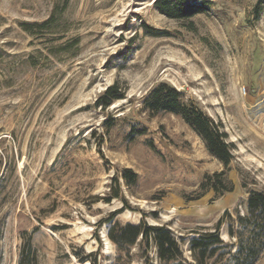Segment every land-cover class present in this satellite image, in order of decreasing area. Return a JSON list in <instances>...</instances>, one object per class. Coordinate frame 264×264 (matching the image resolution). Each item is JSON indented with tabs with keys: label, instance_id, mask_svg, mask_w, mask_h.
Segmentation results:
<instances>
[{
	"label": "rangeland",
	"instance_id": "obj_1",
	"mask_svg": "<svg viewBox=\"0 0 264 264\" xmlns=\"http://www.w3.org/2000/svg\"><path fill=\"white\" fill-rule=\"evenodd\" d=\"M154 1L0 0V264L20 263L22 232L33 229L25 264H92L88 254L143 264L138 247L118 260L108 236L104 220L122 208V223L167 224L192 259L194 231L214 229L226 210L244 213L249 192L264 189V0H212L191 19ZM161 81L223 122L233 191H204L223 162L181 115L144 107ZM115 82L126 97L98 106ZM118 188L126 201H108ZM221 236L235 240L226 224ZM150 256L163 264L156 249Z\"/></svg>",
	"mask_w": 264,
	"mask_h": 264
},
{
	"label": "trees",
	"instance_id": "obj_2",
	"mask_svg": "<svg viewBox=\"0 0 264 264\" xmlns=\"http://www.w3.org/2000/svg\"><path fill=\"white\" fill-rule=\"evenodd\" d=\"M212 0H155L154 6L162 14L174 19H191L197 14L206 13L212 9ZM148 33L162 35L161 31L146 25ZM127 91L119 82L109 85L99 96L96 104L108 108L115 101L126 97ZM144 107L152 113L170 111L181 115L184 120L204 140L212 155L223 162L225 169L212 174H206L202 189H213L216 194H224L235 189V184L229 177L234 160V143L229 139L222 121L216 120L206 112L200 104L188 99L185 93L168 81H161L154 86L144 99ZM110 119V118H108ZM115 122H109L110 128ZM146 128H132L130 135L143 133ZM102 145V144H101ZM100 152H102L100 148ZM122 176L129 186L138 182V173L131 167L122 169ZM118 186L120 182L114 177ZM119 190L109 198H121L126 201ZM244 213L237 211L236 217L226 210L218 220L214 229L196 230L188 239L192 259L185 256L182 242L167 224H151L146 219L139 222L122 223L115 219L124 211L119 209L104 221L109 223L108 236L118 247V260L132 261L135 254L133 248L138 247L143 264H154L150 251L156 249L158 259L163 264H256L264 252V189H253L249 192ZM227 225L234 241L226 242L221 236V228ZM37 229L22 232V250L19 264H25L26 258L34 253V235ZM1 240V233H0ZM86 255L83 261L92 259V264H98L97 258Z\"/></svg>",
	"mask_w": 264,
	"mask_h": 264
}]
</instances>
